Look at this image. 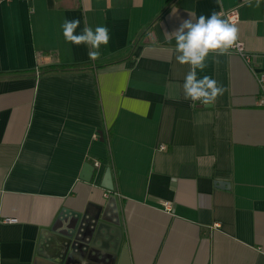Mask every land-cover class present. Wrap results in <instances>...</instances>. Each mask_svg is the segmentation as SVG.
Wrapping results in <instances>:
<instances>
[{
    "label": "crops",
    "instance_id": "crops-1",
    "mask_svg": "<svg viewBox=\"0 0 264 264\" xmlns=\"http://www.w3.org/2000/svg\"><path fill=\"white\" fill-rule=\"evenodd\" d=\"M256 4L0 0V264H39L56 219L87 206L113 211L123 240L80 264H264V0ZM232 10L250 60L210 54L197 76L226 91L207 106L184 99L189 65L165 34L190 14L228 20ZM66 19L80 20L77 34L108 28L99 59L65 40ZM76 63L90 66L47 70Z\"/></svg>",
    "mask_w": 264,
    "mask_h": 264
},
{
    "label": "clouds",
    "instance_id": "clouds-1",
    "mask_svg": "<svg viewBox=\"0 0 264 264\" xmlns=\"http://www.w3.org/2000/svg\"><path fill=\"white\" fill-rule=\"evenodd\" d=\"M246 2L251 6L252 0ZM256 6H259V0ZM79 25V19L64 21L62 28L65 40L75 45H88L91 49L88 52L89 59H99L100 46L108 45L110 40L108 28L98 26L93 30L91 27H85L77 34L76 29ZM165 37L169 44L173 37L175 39L176 61L181 65H189L182 86L184 99L199 101L205 106L214 104L226 89L209 75L198 78L197 70L204 72L208 67L207 60L210 54L216 63H219L220 56L230 54V49L237 44V27L222 19L215 11L210 16L200 15L195 20L193 14H190V19L184 20L174 33H166Z\"/></svg>",
    "mask_w": 264,
    "mask_h": 264
},
{
    "label": "water",
    "instance_id": "water-1",
    "mask_svg": "<svg viewBox=\"0 0 264 264\" xmlns=\"http://www.w3.org/2000/svg\"><path fill=\"white\" fill-rule=\"evenodd\" d=\"M106 180L103 187L114 191L110 168ZM122 240V228L107 207L64 211L42 236L38 261L39 264H80V258L91 261L93 253L102 259L107 252L115 254Z\"/></svg>",
    "mask_w": 264,
    "mask_h": 264
},
{
    "label": "built area",
    "instance_id": "built-area-1",
    "mask_svg": "<svg viewBox=\"0 0 264 264\" xmlns=\"http://www.w3.org/2000/svg\"><path fill=\"white\" fill-rule=\"evenodd\" d=\"M226 17L228 18V21L230 23L235 24L238 21V13L236 10H232L230 12L225 13ZM233 52H236L238 54H240L241 56H243L247 61L250 60V54H248L245 50V46L244 43L242 41L237 40V44L236 46H234L232 49H230ZM259 81L261 83L262 86H264V72L260 75L259 77ZM196 103L200 104L199 101H196ZM262 103H264V100L262 101ZM165 148V147H162ZM96 166H99V163L96 162L95 163ZM109 193H112L113 191H108ZM166 208L169 210L170 208V204L169 203H165ZM5 222L8 223H14L17 222L16 218H5L4 219Z\"/></svg>",
    "mask_w": 264,
    "mask_h": 264
},
{
    "label": "trees",
    "instance_id": "trees-1",
    "mask_svg": "<svg viewBox=\"0 0 264 264\" xmlns=\"http://www.w3.org/2000/svg\"><path fill=\"white\" fill-rule=\"evenodd\" d=\"M90 66V63H76V64H58L54 66H49L47 70H60V71H66V70H81L88 68Z\"/></svg>",
    "mask_w": 264,
    "mask_h": 264
}]
</instances>
